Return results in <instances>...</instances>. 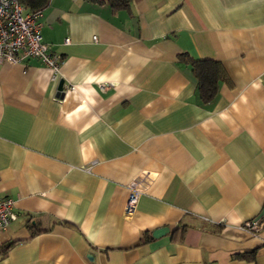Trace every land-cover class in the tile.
I'll use <instances>...</instances> for the list:
<instances>
[{
  "label": "crops",
  "instance_id": "crops-1",
  "mask_svg": "<svg viewBox=\"0 0 264 264\" xmlns=\"http://www.w3.org/2000/svg\"><path fill=\"white\" fill-rule=\"evenodd\" d=\"M39 21L56 76L0 63V264H264V222L242 227L264 220V0H49ZM185 55L220 62L211 100Z\"/></svg>",
  "mask_w": 264,
  "mask_h": 264
},
{
  "label": "built area",
  "instance_id": "built-area-1",
  "mask_svg": "<svg viewBox=\"0 0 264 264\" xmlns=\"http://www.w3.org/2000/svg\"><path fill=\"white\" fill-rule=\"evenodd\" d=\"M41 10L26 11L19 0H0V63L3 61L18 62L23 58L39 59L52 71L51 76L58 73L63 58L50 49L40 33L39 21ZM140 189L137 181H132L125 203V211L135 210ZM16 217L13 201L0 195V230L4 229ZM262 225L260 218L246 220L242 227L257 230Z\"/></svg>",
  "mask_w": 264,
  "mask_h": 264
},
{
  "label": "trees",
  "instance_id": "trees-1",
  "mask_svg": "<svg viewBox=\"0 0 264 264\" xmlns=\"http://www.w3.org/2000/svg\"><path fill=\"white\" fill-rule=\"evenodd\" d=\"M20 3L28 11L41 10L45 7L49 0H19ZM132 0H106V2L113 8L128 7ZM181 57L184 54H180ZM191 64V69L197 79V87L200 98L203 101H209L217 94L219 80L222 77V67L219 61L212 59H194L185 55ZM264 217V215H262ZM264 222V220H261ZM175 232V230H174ZM252 255V254H251Z\"/></svg>",
  "mask_w": 264,
  "mask_h": 264
},
{
  "label": "water",
  "instance_id": "water-1",
  "mask_svg": "<svg viewBox=\"0 0 264 264\" xmlns=\"http://www.w3.org/2000/svg\"><path fill=\"white\" fill-rule=\"evenodd\" d=\"M61 83H59V86H58V90L60 91L61 90ZM264 214V209H262V212L260 215ZM167 230V227H160V228H156L152 231V236H158L160 234H162L163 232H165Z\"/></svg>",
  "mask_w": 264,
  "mask_h": 264
}]
</instances>
